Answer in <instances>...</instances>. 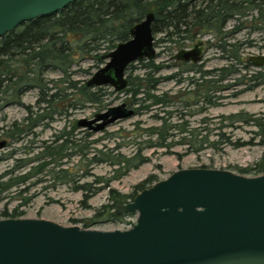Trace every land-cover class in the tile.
<instances>
[{
	"label": "rangeland",
	"instance_id": "1",
	"mask_svg": "<svg viewBox=\"0 0 264 264\" xmlns=\"http://www.w3.org/2000/svg\"><path fill=\"white\" fill-rule=\"evenodd\" d=\"M221 32L220 35L204 32L192 41L177 36L168 39L163 33L155 35L156 57L152 62L158 69L151 72L144 67L145 61H135L132 76L151 72L159 79L151 92L166 95L173 102L167 106H149L137 114L133 112V115L117 119L100 131L78 126L77 122L91 120L96 114L120 104L131 108L128 105L131 96L103 85L100 103L83 101L78 91L62 90L67 82L60 81L63 75L58 71H49L45 79L49 80V87L56 86L51 92L60 89L68 94L66 101L55 100L51 108H47L46 103L38 104L39 88L34 86L22 95L20 103L3 107L0 111V140H5L6 145L0 149V175L13 171L12 176H23L31 166L36 167L43 161L28 159L36 154L42 155L47 147L54 150L55 158L60 155L62 158L59 166L49 164L24 183L2 192L0 219L43 218L84 229H128L134 224L137 214H116L122 215L121 221L108 213V207L104 206L112 203L110 191L114 196L127 195L128 198L121 202L126 203L139 192L134 193V186L149 176L155 180L146 187L178 169L206 167L242 174L238 172L239 168L254 167L262 161L264 68L253 65L249 57L264 54V11L259 14L256 9H249L246 14L233 15L224 22ZM197 40L204 42L202 58L194 69H189L190 65L180 64L173 56L179 49H192ZM107 52L102 49L100 54ZM104 63L105 59L97 62L92 56L81 58L71 67L70 80L80 85ZM190 79L196 84H191ZM194 90L207 93L211 105L199 102L183 108L181 101L193 100ZM144 104L147 106L148 102ZM39 107H46L39 113L44 117H37ZM239 113L243 114L245 121L231 122L227 118ZM161 117L166 118V126L177 123L190 128H206L210 131L209 141H221L211 148L195 152L194 147L177 143L181 136L175 135L166 138L163 147H146L148 141H159L158 135H146V129L163 126ZM218 132L224 137L217 136ZM161 135H165V130ZM226 138L227 145L223 142ZM137 151L148 160L122 174L123 170L113 164L116 155L130 157ZM93 156L94 160H90ZM60 169L66 172H60ZM81 185L97 190L91 194L78 189ZM130 194L134 195L130 197ZM16 210L22 214L11 216Z\"/></svg>",
	"mask_w": 264,
	"mask_h": 264
},
{
	"label": "water",
	"instance_id": "2",
	"mask_svg": "<svg viewBox=\"0 0 264 264\" xmlns=\"http://www.w3.org/2000/svg\"><path fill=\"white\" fill-rule=\"evenodd\" d=\"M75 0H0V37L22 22L63 10ZM148 12L129 38L102 56L89 87L127 86L126 68L156 57ZM204 42L179 49V63H198ZM249 61L264 68V54ZM133 115L125 104L109 107L78 126L100 131ZM94 124V125H93ZM6 145L0 140V149ZM135 212L128 229L110 231L62 225L43 218L0 219V264H264V173L183 168L116 204L115 214Z\"/></svg>",
	"mask_w": 264,
	"mask_h": 264
},
{
	"label": "trees",
	"instance_id": "3",
	"mask_svg": "<svg viewBox=\"0 0 264 264\" xmlns=\"http://www.w3.org/2000/svg\"><path fill=\"white\" fill-rule=\"evenodd\" d=\"M249 9H256L259 14H262L264 0H75L63 10L22 22L0 37V111L7 105L20 103L22 95L34 86L39 88L38 104L46 103L47 108L53 107L52 103L55 100L56 102L66 101L68 94L62 91L66 89H71L72 93L74 90L78 91L83 97V101L100 103L103 88L89 87L85 82L78 85L70 80L71 67L79 59L85 57H95L99 62L104 55L100 54V51L106 49L109 52L114 49L117 43L127 40L130 36V28L148 12L154 13L152 23L154 36L163 33L168 39L177 36L182 40L192 41L197 37L196 35L204 32L220 35L221 28L227 18L236 14H246ZM213 21L216 23L215 27L212 26ZM140 61H145L144 67L151 72L158 69L152 60ZM180 64L190 65L189 69L196 67V63L191 62ZM132 65L133 63H130L126 68L127 86L120 91H125L131 96L128 105L134 114L149 106H167L173 102L166 95L151 92L159 81L157 77L150 74L151 72H147L143 76H132ZM49 71H58L63 75L60 81L67 82V85L62 90L51 92L56 86L49 87L47 85L49 80L45 79V75ZM190 83L194 85L196 81L190 79ZM192 93H194L193 100L183 99L181 101L183 108L197 105L199 102L211 105L207 93L195 90ZM139 95H142L141 98H137ZM145 101L148 102L147 106L144 104ZM46 107H39L40 109L36 112L37 117L45 116L39 113ZM28 110L30 114H33L29 108ZM242 115L239 113L229 115L227 118L231 122L243 121L241 119L245 121L246 118H242ZM160 119H162L163 126L146 129V135H158L159 141H148L146 147H163L165 139L175 135L181 136L177 143L186 145L188 148L192 146L195 152L206 147L211 148L221 141H209L210 131H207L206 128L198 126L190 128L186 124L179 125L177 123L166 126V118L161 117ZM164 130L165 135H161ZM171 131H175L174 134ZM217 136L222 138L224 134L218 132ZM223 142H226V145L229 144L228 138ZM262 143L264 144L263 141ZM46 157L49 159L45 160ZM61 158V155L55 158L54 150L47 147L42 155L36 154L28 159L29 161H43L36 167L31 166L32 168L23 176H12L13 171H7L0 175V194L12 186L24 183L32 175L42 172L49 164L53 163L54 166H59ZM262 159L254 167L239 168L238 172L249 175L263 173L264 153ZM90 160H94V156ZM146 160L148 159L142 156L139 151L130 157L118 153L113 164L123 170L122 174H125ZM59 171L66 172L65 169ZM153 180L155 179L149 176L136 184L134 193L146 187ZM78 189L90 191L91 194L97 190L85 188V185H81ZM109 193L112 203L104 207H108L106 211L113 217L123 221L122 215H116L112 213V210L116 204L121 203L128 196H114L112 191ZM133 195L130 194V197ZM21 214L22 212L16 210L11 216H20ZM129 215H133V213Z\"/></svg>",
	"mask_w": 264,
	"mask_h": 264
},
{
	"label": "flooded vegetation",
	"instance_id": "4",
	"mask_svg": "<svg viewBox=\"0 0 264 264\" xmlns=\"http://www.w3.org/2000/svg\"><path fill=\"white\" fill-rule=\"evenodd\" d=\"M215 25H216V23H215V21H213V22H212V26L215 27Z\"/></svg>",
	"mask_w": 264,
	"mask_h": 264
}]
</instances>
